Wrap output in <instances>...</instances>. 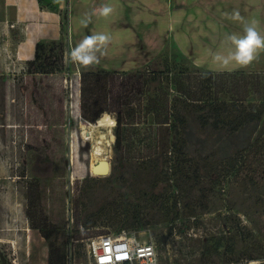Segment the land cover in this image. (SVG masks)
<instances>
[{
    "label": "rangeland",
    "instance_id": "374dc122",
    "mask_svg": "<svg viewBox=\"0 0 264 264\" xmlns=\"http://www.w3.org/2000/svg\"><path fill=\"white\" fill-rule=\"evenodd\" d=\"M7 15L0 0V264H93L89 238L118 233L121 222L156 240L160 264H199L205 244L216 264L228 257L224 244L234 243L235 259L256 253L249 231L264 244V115L237 130L226 122L264 109V51L248 67L222 72L169 46L133 71L104 73L65 53L62 71L28 73L12 52L21 32ZM83 76L87 114L108 113L111 135L102 126L96 136L84 131L82 122L98 119L84 117ZM214 113L224 120L218 126ZM99 157L111 162L110 175H92ZM234 159V173L218 175ZM177 209L170 233L163 217ZM190 210L196 219L185 216Z\"/></svg>",
    "mask_w": 264,
    "mask_h": 264
},
{
    "label": "crops",
    "instance_id": "0c3cea01",
    "mask_svg": "<svg viewBox=\"0 0 264 264\" xmlns=\"http://www.w3.org/2000/svg\"><path fill=\"white\" fill-rule=\"evenodd\" d=\"M100 4L110 5L113 13L107 18L92 16L87 26L82 24ZM3 7L8 10L7 22L21 32L12 51L21 65L35 57L40 40L63 37L71 48L83 36L103 32L112 39L100 64L94 65L97 68L142 69L173 46L200 69L232 71L240 67L233 64L224 69L212 61V53L229 51L225 35L241 33L242 23L251 21L264 34V0H3ZM234 12L243 22L232 19Z\"/></svg>",
    "mask_w": 264,
    "mask_h": 264
},
{
    "label": "trees",
    "instance_id": "16d2710c",
    "mask_svg": "<svg viewBox=\"0 0 264 264\" xmlns=\"http://www.w3.org/2000/svg\"><path fill=\"white\" fill-rule=\"evenodd\" d=\"M39 1H40V3H44V0H39ZM48 6H50V4H48ZM51 8L54 11L57 10V7H55V6H51ZM63 17H64L63 18V25L65 26V24L68 23V11L64 12ZM49 44L50 45L48 46V42L42 41V40H40L36 43L35 57L31 60L26 61V63H25L27 65V72L28 73L49 74V73L60 72L63 70V62H64L63 60H64L65 47H66L65 39L62 37V39L51 40ZM57 48H59V51L56 53ZM147 67H144V68H147ZM99 70L101 72H104V73L105 72L106 73L107 72H120V71H110V70L101 69V68H99ZM83 75H85V73ZM82 83H83L82 97L84 98V96H85V99H84L85 101H84V104L82 106L84 117L90 121L95 122L96 119H98L102 115L104 110L101 109V110H98L97 112H93L94 115H88L87 114V113H89V110L91 108V104H89L88 99H86V93L88 91H91V90H88L90 87V85H89L90 82L87 80L86 76H83ZM198 104H200V103H198ZM222 104L227 105V103H222ZM215 106H219V105H213V107H215ZM215 110L218 111V107ZM220 115L221 114H219V113H214L213 124L218 126L221 123V121L224 122V120L220 118ZM263 115H264V109L256 110V111H249L247 113H242L241 115H236L237 117H234L231 119L229 118V121L226 123H228L229 126L233 130H237L242 125H244L246 123L253 122L255 120L260 121L261 118L263 117ZM240 116H243V117L239 118ZM236 119H240V120L235 121ZM181 121H183V123H184L185 119L182 118ZM121 124H122V121L120 119H118L117 125L115 128L116 139H115V143H114V147H115L116 152H120L121 144L124 140L122 137V133L120 131ZM71 137H73V136H71ZM174 141H175V139L172 141L171 144L169 141L167 143V145L169 146V151L171 153H176L177 149L179 148V147H177L176 141L175 142ZM73 143H74V140L72 139L71 140V146L73 145ZM257 143H258V135L254 139V145H256ZM179 151H181V150H179ZM234 161H236V159H234L233 161L230 162L229 169L226 171L225 174H223L222 172H218V175H222L223 177H225V176H229V175L233 174L234 171L236 170V164ZM174 167H175L174 170L176 171L177 170L176 166L174 165ZM181 171H183V166H182ZM178 202H179L178 199H176L175 205H178ZM205 210H207V209H205ZM179 214H180L179 210L177 209L176 212L172 213L171 215H166L165 217H163V220H165L163 222H167L170 224L169 225L170 233H173V229L175 228L174 222H176V220H179V218H180ZM136 216H137V219H139L138 215H136ZM185 216L186 217L188 216L191 218L193 217L194 219L197 218L196 213H194L193 210L186 211ZM123 225H124V222L119 223V225H118L119 229L117 231H121L124 228H130V229L135 228V227H123ZM249 234L251 236L250 238L252 239V241L254 240L251 243V245H252L253 249L256 251V253H254L253 251H250L247 253L246 256L235 259L233 257V253H234L233 251L235 250L234 243L224 244V249H223L224 253L223 254H227L228 257L225 259L223 264H240V263L248 264L251 261H256V262L249 263V264H264V260H262V259H264V244L261 241H259L257 238L255 239V236L252 233V231H249ZM246 237L244 238V240L248 239L249 241H251L249 238H246ZM217 241H219V240H217ZM217 243L220 244V242H216V244L212 247L213 251L219 250ZM210 249H211V247L208 248L206 246V244L203 246L202 254L198 258L199 264H216V261H214V259H210V254L207 256H205L206 254H204V252H208V250H210ZM257 252H258V254H257ZM258 260H262V261L257 262Z\"/></svg>",
    "mask_w": 264,
    "mask_h": 264
},
{
    "label": "clouds",
    "instance_id": "9594fccd",
    "mask_svg": "<svg viewBox=\"0 0 264 264\" xmlns=\"http://www.w3.org/2000/svg\"><path fill=\"white\" fill-rule=\"evenodd\" d=\"M113 11L114 9L110 5L100 4L93 9L91 15H86L81 23L87 26L91 22L92 16L98 15L107 18ZM232 19L243 22L239 12H234ZM111 39L109 34L103 32L85 35L75 46L70 48L67 53L68 59L70 62L83 67L99 65L101 58L106 55ZM225 43L229 46V51L227 54L212 53L213 63L224 69L233 64L240 68H246L257 60L259 54L264 51V34L258 31L255 21L243 22L242 32L226 34Z\"/></svg>",
    "mask_w": 264,
    "mask_h": 264
},
{
    "label": "built area",
    "instance_id": "2783aa9c",
    "mask_svg": "<svg viewBox=\"0 0 264 264\" xmlns=\"http://www.w3.org/2000/svg\"><path fill=\"white\" fill-rule=\"evenodd\" d=\"M65 41L67 54L70 43ZM64 60H68L67 56H64ZM86 251L93 264H160L156 240L150 235L148 239L142 240L137 231L128 228L118 233H102L90 237Z\"/></svg>",
    "mask_w": 264,
    "mask_h": 264
},
{
    "label": "bare ground",
    "instance_id": "6f19581e",
    "mask_svg": "<svg viewBox=\"0 0 264 264\" xmlns=\"http://www.w3.org/2000/svg\"><path fill=\"white\" fill-rule=\"evenodd\" d=\"M114 124H115V120L108 114V113H104L101 117H99L98 118V120H97V122L96 123H91V122H87L86 124L85 123H83L82 122V126L84 127V131H85V133H86V130H89V132L88 133H94L93 131L94 130H97V129H99V128H97V127H100V126H102V127H105L106 129H107V131H108V133L111 135V128L114 126ZM97 128V129H96ZM106 131V132H107ZM83 133V132H82ZM96 133V132H95ZM94 133V134H95ZM107 133V134H108ZM107 134H101V138H106V135ZM90 135V134H89ZM97 135H98V131H97ZM84 136V135H83ZM95 136H96V134H95ZM97 138V137H96ZM91 139V138H90ZM100 139V138H99ZM101 140H103V139H100L99 141H101ZM96 141V140H95ZM102 142V141H101ZM107 143H109L110 144V140H108V142ZM112 143V142H111ZM93 158V157H92ZM100 158V157H99ZM100 159H105V158H100ZM100 159H98L97 160V162L100 160ZM96 162V163H97ZM95 163H92V165H91V170L90 171H92V167H93V165H94ZM92 175H94V176H101V175H97V174H94V173H92Z\"/></svg>",
    "mask_w": 264,
    "mask_h": 264
},
{
    "label": "water",
    "instance_id": "95a60500",
    "mask_svg": "<svg viewBox=\"0 0 264 264\" xmlns=\"http://www.w3.org/2000/svg\"><path fill=\"white\" fill-rule=\"evenodd\" d=\"M111 169V162L108 159H100L97 163L93 165L92 173L105 177L110 175Z\"/></svg>",
    "mask_w": 264,
    "mask_h": 264
}]
</instances>
